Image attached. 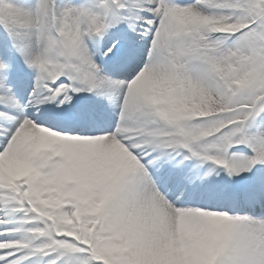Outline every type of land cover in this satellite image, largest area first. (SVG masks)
I'll return each instance as SVG.
<instances>
[{
    "label": "snow or ice",
    "instance_id": "snow-or-ice-1",
    "mask_svg": "<svg viewBox=\"0 0 264 264\" xmlns=\"http://www.w3.org/2000/svg\"><path fill=\"white\" fill-rule=\"evenodd\" d=\"M0 264H264V0H0Z\"/></svg>",
    "mask_w": 264,
    "mask_h": 264
}]
</instances>
